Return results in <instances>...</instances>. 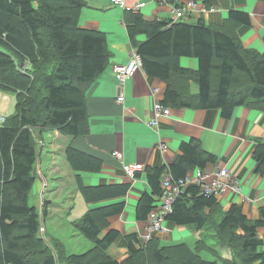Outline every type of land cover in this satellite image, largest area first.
Segmentation results:
<instances>
[{
	"label": "trees",
	"instance_id": "trees-1",
	"mask_svg": "<svg viewBox=\"0 0 264 264\" xmlns=\"http://www.w3.org/2000/svg\"><path fill=\"white\" fill-rule=\"evenodd\" d=\"M85 6L86 0H0V93L15 97L13 113L0 126V264H264V207L258 220L248 219L237 204L222 212L216 197L195 186L185 189L166 221L215 231L232 259H205L202 252L212 251L201 240L193 249L185 242L163 243L156 236L143 242L134 233L126 236L127 257L117 260L108 251L121 233L109 230V218L123 213L125 203L93 208L74 224L93 243L83 254H70L62 242L51 244L44 238L42 221L49 215V203L44 202L42 215L30 203L40 140L53 130L72 137L89 133L86 89L111 57L104 33L81 27ZM125 21L146 73L168 85L165 107H195L174 82L175 77H185L197 82L199 109L220 110L225 119H231L238 107L264 110V54L246 49L238 33L239 27L251 26L248 14L232 10L227 29L202 19L194 24L148 21L133 11ZM139 35L147 40L140 44ZM182 57L197 58L199 71L182 68ZM181 150L172 164L147 169L151 192H145L137 205L138 221H147L155 209L166 174L180 180L217 160L194 139ZM67 160L77 172L97 173L102 168L100 159L73 148ZM254 160L255 173L264 177L261 140ZM77 184L88 204L125 197L131 187H86L81 177Z\"/></svg>",
	"mask_w": 264,
	"mask_h": 264
},
{
	"label": "crops",
	"instance_id": "crops-1",
	"mask_svg": "<svg viewBox=\"0 0 264 264\" xmlns=\"http://www.w3.org/2000/svg\"><path fill=\"white\" fill-rule=\"evenodd\" d=\"M191 1L197 3L193 12L195 21L190 22L193 24L202 19L209 26L227 29L232 10L248 14L251 26L239 27L240 39L246 49L264 54V0H126L127 10L114 6L111 0H86L80 25L83 29L104 33L111 57L107 68L86 89L89 133L72 137L53 130L46 132L40 140L37 183L31 195L37 189L40 207H43L44 202L49 203V215L43 220L45 235L48 234L46 222L60 220L64 226L51 225V231L54 227L58 236V232L61 234V231L69 229L68 232L77 236L80 246L87 252L93 247V243L76 229L73 230L74 224L93 208L125 203L123 213L109 218V230L119 231L121 237L108 253L123 261L128 254L126 236L134 233L140 235L146 228L147 221L137 220V205L145 192H151L147 169L172 164L182 154V144L192 139L200 141L202 149L217 159L216 163L208 164L205 170L213 172L217 167L227 169L239 179L241 194L230 192L220 198L218 201L221 211H227L233 204H237L242 207L248 219L261 218L264 177L255 173L254 151L257 141L264 142V110L238 107L231 119H225L220 110H202L196 107L199 87L194 78L175 77L177 89L195 107L168 106L171 109L169 117L162 116L158 126H151L153 105L165 100L167 83L160 78L150 77L143 64L140 71L124 86L120 85L114 72L115 66L127 65L133 57L139 56L130 40L125 21L126 14L133 11V7L144 3L145 6L139 13L148 21H172L174 8ZM146 40V35L137 37L140 44ZM140 60L142 63L141 57ZM180 66L197 72L200 64L197 58L182 57ZM121 95L125 98L122 104L117 101ZM14 99L11 94H3L1 115L13 113L11 108L14 110ZM161 145H167V148L161 149ZM69 148L100 159L101 170L97 173L74 171L67 160ZM114 153H120L122 160L114 157ZM123 164H140L145 168L135 179H130L123 171ZM168 175L163 177L162 182ZM77 177L82 178L86 187H131L125 197L88 204L79 191ZM79 194L85 204L83 207L79 203L78 209ZM164 228L165 231L156 236L163 243L185 242L193 249L191 243L201 240L210 231L208 228L198 231L171 221H166ZM260 232L264 234V228ZM48 235L51 244L54 241L62 242L56 236ZM68 253L78 252L71 250ZM83 253L85 252H81Z\"/></svg>",
	"mask_w": 264,
	"mask_h": 264
},
{
	"label": "built area",
	"instance_id": "built-area-1",
	"mask_svg": "<svg viewBox=\"0 0 264 264\" xmlns=\"http://www.w3.org/2000/svg\"><path fill=\"white\" fill-rule=\"evenodd\" d=\"M114 6L127 10L126 0H111ZM145 4L141 3L133 7L134 12H139ZM197 8V3L191 1L184 6H177L173 10V23L195 21L193 12ZM142 68V63L139 56H135L127 65H117L114 67V72L121 86L136 75ZM124 95H121L117 101L124 103ZM171 109L165 107L161 102L153 105V120L151 126H158L160 117H169ZM8 115L0 114V126L3 125ZM167 145H161V149H166ZM114 157L122 160L123 156L120 153H114ZM123 171L130 179H135L138 173L144 170V166L140 164H123ZM189 186H195L200 189L201 193L207 196H214L218 200L227 193L241 194L239 179L233 176L229 170L217 167L215 171L197 169L193 173H189L186 178L175 180L171 175L164 178L162 182V194L158 198L155 209L151 212L145 231L140 234V239L143 242L148 241L153 236L165 231L164 224L166 217L173 211V205L177 199L183 195L185 189Z\"/></svg>",
	"mask_w": 264,
	"mask_h": 264
},
{
	"label": "rangeland",
	"instance_id": "rangeland-1",
	"mask_svg": "<svg viewBox=\"0 0 264 264\" xmlns=\"http://www.w3.org/2000/svg\"><path fill=\"white\" fill-rule=\"evenodd\" d=\"M2 101H3V94L0 93V105H1ZM11 111L13 112L14 110L11 108ZM37 192H38V190L35 189V191L33 192V195H31L30 203L34 206H37L39 208V210L41 211V215H42L43 207H40V201L38 200V199H40V197L38 196ZM77 203H78V206H77L78 209H79V203H81V205L84 207L85 201L80 194L78 195ZM0 205H1V201H0ZM43 225H44V223L42 221V227H43ZM51 225H54V227L56 225L61 227V226H64L63 223L60 220L47 221L45 226L48 230V234H51V237L56 236L55 238L62 240V242L64 243L68 252H70L71 250H76V252H78L76 254H78V255L81 254V252H86V251H84L85 249L80 246V241L77 240V236H74L73 233L68 232L69 229L61 231L62 232L61 234H59V232H58V236H59L58 237L56 232H54V227H53V231H51ZM73 230H75V228H73ZM42 234L44 235V238L47 240V242H50L49 235L48 234L45 235L43 228H42ZM78 237H80V239H83V240L85 239V238H82L81 236H78ZM84 241H87V240H84ZM197 241H200V240H197ZM201 241H204L205 245H207V247H209L212 251V252H210V251L202 252V255L205 259L213 260V261L215 260V258L217 260H219V259H222V260L223 259H232L233 254H232L230 248L229 247L226 248V246L220 244V242H219L220 240L217 239L215 231L210 230L209 232H207L205 234V236L203 238H201ZM194 245H195V241L193 243H191V246H194Z\"/></svg>",
	"mask_w": 264,
	"mask_h": 264
}]
</instances>
